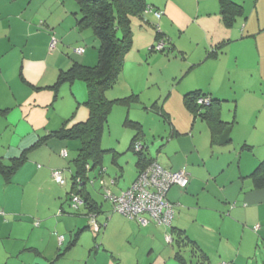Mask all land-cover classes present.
<instances>
[{"label": "crops", "instance_id": "obj_1", "mask_svg": "<svg viewBox=\"0 0 264 264\" xmlns=\"http://www.w3.org/2000/svg\"><path fill=\"white\" fill-rule=\"evenodd\" d=\"M233 1L243 7V14L230 21L219 0H146L162 14L160 20L146 11L132 22V51L126 57H157L152 47L166 42L169 56L163 59L182 66L174 78H191L182 88L184 96L201 92L222 100V115L234 122L232 143L213 147L208 125L194 120L207 126L209 149H220L209 159L204 133L199 144L201 137L195 139L191 130L182 133L163 112L171 139L156 158L149 153L169 172L188 174L186 189L173 186L167 193L175 207L172 227L185 233H166L170 230L154 224L142 233L136 221L121 216L129 233H107L108 222L105 233H88L84 246L86 233L76 232L84 229L85 219L67 211L75 168L61 156L67 150L74 157L78 143L53 139L51 133L88 121L89 86L83 76L51 87L74 63L96 66L99 40L91 30L78 31L80 16L71 2L0 0V110H7L0 114V159L9 163L27 154L11 184L0 176V264H264V189H256L251 177L264 163V0ZM52 34L58 39L54 49ZM74 48L85 53L74 55ZM125 62L122 77L127 80ZM38 141L43 143L36 146ZM215 159L214 167L208 166ZM60 169L66 174L63 187L52 178ZM136 178L122 184L119 176L112 190L124 192ZM31 191L38 197L45 193L63 209L48 216L56 223L52 227L33 229L32 216L40 215L29 212ZM63 214L73 218L64 231L59 227L66 219ZM41 230L46 233H34ZM185 238L196 244L197 255L205 261L191 255V245L181 242Z\"/></svg>", "mask_w": 264, "mask_h": 264}, {"label": "trees", "instance_id": "obj_2", "mask_svg": "<svg viewBox=\"0 0 264 264\" xmlns=\"http://www.w3.org/2000/svg\"><path fill=\"white\" fill-rule=\"evenodd\" d=\"M62 1L63 3L71 2L73 8H76L77 13L80 16L77 25L78 31L82 33L86 30H91L98 38V64L94 67H79V64L74 63L69 70L62 71L59 79L56 81V85L51 87L55 89L62 83L67 81L72 82L84 76L83 79L87 81L89 86V95L86 105L90 110V116L86 123L73 125L70 128H64L51 134H53V139L56 138L60 141L70 142L75 141L78 143V149L76 150V153H74V157L70 158V153L67 150L61 152L62 158L67 160L68 164H72L73 168H75V173L72 175V190L67 194V201L73 210L72 214L79 217L82 216L86 220V225L83 227L84 229L82 230L80 227V230L76 233H82L86 229L90 230L92 233H102L108 223L103 225L100 221H98L99 216L104 214L102 211L103 206L95 198H93L91 189L95 191H99L101 189L100 193H104L105 200L112 204L114 214H117L118 212L115 210V204L110 199L108 192H111L116 196H120L122 193L130 189L129 188L121 193L114 192L112 190V186L116 184L119 176H116L115 178L109 176L107 174V170L103 167V156L106 151H104L101 146V138L112 109L111 101H108L105 98V91L109 88L108 86L111 82L120 80V73H122V69L125 64L126 54L129 52L133 44V19L142 18L146 11L155 14L159 11L152 5L148 6L146 0ZM219 2L222 12L226 15L225 18L227 21L232 20L235 16L243 14V7L235 3L233 0H219ZM41 23L43 24V22ZM159 38L160 36H158V39ZM162 43L165 45L164 51L162 52H165L167 44L164 41ZM158 44L159 43L154 45L151 51H154ZM81 70L83 73H81ZM202 96L204 98H208L210 102L208 104L199 105L198 100ZM118 101L124 104L131 102L136 103L139 102V98L138 95H132L127 98L118 99ZM184 102L193 119L205 122L210 128L211 143L213 147L226 146L232 143L231 129L234 122H230L222 115V100L213 99V97H210L209 95L197 92L186 94L184 96ZM6 111L7 110H0V114H3ZM124 126L136 132L131 140L129 149L137 156L136 166L138 169V179L141 174L148 171V169L153 165H158L159 163H157L156 160L150 156L148 149L149 146L143 143L144 133L142 125L138 122L127 119ZM42 143L43 141H38L36 146ZM137 145H139L141 149L137 150ZM111 152L113 153V164L117 165V158L119 154L113 150H111ZM64 153H66V156L63 155ZM26 160V151L23 152L20 157L11 159L9 163H4L0 159V176L4 180L5 184L9 185L13 182L14 177L24 166ZM58 173H61V178L64 180V184L57 181L56 174ZM251 177L253 178L254 187L256 189H264V163L259 164L256 170L251 174ZM52 178L57 185L61 187L65 186L66 180L64 170L60 169L52 172ZM96 185H99L100 189L97 188ZM173 186L180 187L179 185H172L171 187ZM187 187L188 186L180 188L186 189ZM165 197L166 198L163 203H170L173 207L174 205L167 201V194ZM74 198H77L79 203L74 202ZM173 211L175 212V207H173ZM60 213H63V209L60 210ZM108 215L109 214H107V216ZM120 215L128 220L136 221L138 224H141L139 222V216L130 219L122 214ZM110 216L106 218L110 219ZM140 216L148 219V226L154 224L157 227L170 230L166 233H185V231L181 229L172 227V223L170 227H167L165 225H158V223L153 221L151 216L148 214H141ZM182 241L191 245L192 256H198L195 250L196 244L193 241L187 238L181 240V242ZM76 243L77 238L73 241L71 247H73ZM181 258L182 257H180V259ZM201 260L205 261L200 255V257L198 256V261L200 262Z\"/></svg>", "mask_w": 264, "mask_h": 264}, {"label": "rangeland", "instance_id": "obj_3", "mask_svg": "<svg viewBox=\"0 0 264 264\" xmlns=\"http://www.w3.org/2000/svg\"><path fill=\"white\" fill-rule=\"evenodd\" d=\"M149 1L150 0H148V2ZM133 21H136L135 18L133 19ZM150 28L153 29L152 26H150ZM153 31H157V29L154 28ZM51 38L52 43H58V39L53 34ZM75 49L78 48H74L72 50V54L77 55L74 52ZM131 51L129 50L126 56L129 55ZM149 51L150 50H148L147 53ZM151 53L152 55L157 57L148 58L149 55L147 54H140L138 57L134 56L135 54H132L133 56L126 57V59H128L129 61L127 68V70H129L127 72H130V75L127 76V80H124V78L122 77V73L125 68L124 64L122 73H120L121 80L111 82V84L108 86L109 88H107L105 91V98L108 101H111L112 109L110 111L108 122L104 127L101 138V146L103 150L106 151L103 156V167H105V169L110 172L109 176H112L114 178L116 176H120V181L122 182V184L130 182L133 177L136 178L137 176V156L133 151L129 149L131 139L136 132L124 126L127 119L138 122L142 125L144 133L143 143L149 146L148 149L149 151H151V155L155 158L157 157V152L162 149V146L167 148V145L169 143L168 140L171 139L172 129L170 127V124L166 120L167 116L163 112H167L170 114V117L173 120L174 124L182 133L191 134V130V132L193 133L192 135L195 139H199L201 137L198 142L199 144H203L202 135L204 133V149L205 156L207 158L213 159L212 152H215V156H218L219 154H217V152L220 151V149H215L214 151H211V149H209L210 146L207 126H200V121L195 122L188 107L185 106L183 102L184 91L182 92V88L191 78H186V80L181 79L182 81L180 80V78H174V75L181 74L180 72L182 66L180 62H177L175 60L167 61L163 59L164 56H169V54L162 51L160 52L154 50ZM181 83L185 84L181 86ZM131 89L134 90V94H138L140 96L141 103L131 102L128 104H124L122 102H119L118 99L132 96ZM146 100H148V102H146ZM150 100L151 103H149ZM146 107L148 109H145ZM171 147L168 148L169 151ZM111 150L119 154L117 158V165L113 164V153L111 152ZM221 157L222 156H220V159ZM215 161L216 159L213 162L208 161V166L211 165L213 168L215 165ZM64 176L66 177V174H64ZM96 187L100 189L99 185H96ZM100 191L101 189L99 191L91 189L92 195L99 203H101V205L103 206V210L108 212L107 214H111V219H107L104 214H102L98 218V221H100L103 225L107 224L108 222L110 224L109 230L107 225L102 233H105L106 230H108L107 233H129L130 230L127 228V226L120 222L121 220L119 217H121V215L118 213L114 214L112 204L105 200L104 193H100ZM34 192L31 191L32 195L29 196L30 199L34 198V201H31V203L28 205V208H30L29 212L31 213H35L38 211L40 216H32V225L34 226L33 229H37L41 226V224H43L44 228L52 227L56 223L54 221V218H48V216H50L51 214L53 217H55L56 215L58 216V213H60V205H58L57 200L50 199V196L49 199L44 196L46 195L45 193H42V195L38 197L37 193ZM67 211L69 213L73 212L70 205ZM70 217L72 216L63 214L62 218L66 219L63 223L59 224V227L62 231L65 230L66 224L68 225L72 223L71 221L73 220V218ZM85 221L86 220H84V222ZM45 222H47L46 225ZM138 226L142 233H146L145 230L148 225L145 226L142 224H138ZM131 230L135 232L133 228ZM34 233L46 232L41 230ZM82 233H86V236H84V238L81 240L84 243V246H86L85 241L90 240V236L88 233L92 232L86 229ZM77 253L78 255H80L82 252L79 249ZM92 255H94V252L92 253ZM255 264H262L261 260L256 261Z\"/></svg>", "mask_w": 264, "mask_h": 264}, {"label": "built area", "instance_id": "obj_4", "mask_svg": "<svg viewBox=\"0 0 264 264\" xmlns=\"http://www.w3.org/2000/svg\"><path fill=\"white\" fill-rule=\"evenodd\" d=\"M155 15L158 19L161 18V13L158 12ZM55 46V43L51 44L52 49ZM164 46V43H159L154 50L163 51ZM74 52L77 55H83L85 49L78 48ZM209 102L210 100L204 97L198 100L199 105L208 104ZM136 149L139 150L141 147L137 145ZM63 155L66 156V153ZM56 178L59 183L64 184L61 173L56 174ZM188 184L189 177L186 172L171 173L163 169L159 164H155L139 176L130 190L122 193L120 196H116L111 192H108V195L115 204V210L118 213L130 219L139 216V222L145 226L149 224V221L140 215L148 214L158 225L169 226L173 217V208L169 203H163L165 196L172 185H179L185 188ZM74 202L79 203V200L74 198Z\"/></svg>", "mask_w": 264, "mask_h": 264}, {"label": "clouds", "instance_id": "obj_5", "mask_svg": "<svg viewBox=\"0 0 264 264\" xmlns=\"http://www.w3.org/2000/svg\"><path fill=\"white\" fill-rule=\"evenodd\" d=\"M161 16H162V14H161ZM53 49H54V48H53ZM163 51H164V50H163ZM202 97H203V96H202ZM161 167H162V166H161ZM136 181H137V178H136V180L134 181V183L132 184V186L135 184ZM132 186H131V187H132ZM131 187H130V189H131ZM130 189H129V190H130ZM169 204H170V203H169ZM171 206H172V205H171ZM172 208H173V207H172ZM174 213H175V212L173 211V217H172V219H171V223L173 222V219H174ZM147 225H148V224H147ZM147 225H146V226H147ZM170 225H171V224H170ZM170 225L167 226V227H170ZM257 231H258V230H257Z\"/></svg>", "mask_w": 264, "mask_h": 264}]
</instances>
